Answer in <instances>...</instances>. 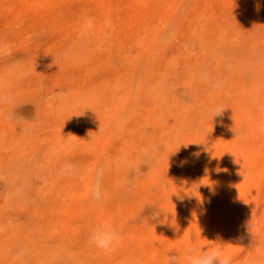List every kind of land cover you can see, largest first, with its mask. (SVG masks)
<instances>
[{
  "label": "rangeland",
  "instance_id": "374dc122",
  "mask_svg": "<svg viewBox=\"0 0 264 264\" xmlns=\"http://www.w3.org/2000/svg\"><path fill=\"white\" fill-rule=\"evenodd\" d=\"M252 38L264 43V0H0V264L49 249L88 255L91 264L129 255L135 264H168L171 255L185 264L188 250L209 247L226 249L232 264H264V148L235 165L219 143L224 123L202 120L204 142L189 154L194 171L177 161L159 172L147 166L143 179L114 187L116 157L149 138L173 161L169 121L182 102L192 104L190 117L207 106L208 77L225 72L206 45L229 52ZM201 66L207 78L188 72ZM230 76L216 93L228 113L250 95ZM148 81L172 94L166 109H157ZM104 87L126 91L125 106L95 99ZM246 105L261 130L250 137L257 145L264 99ZM83 170L103 192L84 191ZM149 206L155 219L144 217ZM105 221L123 231L109 252L89 243Z\"/></svg>",
  "mask_w": 264,
  "mask_h": 264
},
{
  "label": "bare ground",
  "instance_id": "6f19581e",
  "mask_svg": "<svg viewBox=\"0 0 264 264\" xmlns=\"http://www.w3.org/2000/svg\"><path fill=\"white\" fill-rule=\"evenodd\" d=\"M218 38H220V36ZM196 43H198L196 44L197 47H202L201 46L202 44H200L199 41H197ZM212 44L211 43L207 44L206 46H209V45L211 46L206 47V48H209L208 50L210 51V56L220 61L224 65L223 68L225 67L224 69L225 72L221 74L217 73L216 75L209 76L210 75V74L208 75L209 72L206 71L207 68H204L202 66L195 71L194 70L191 71L192 69L188 70V72L190 71L191 73L196 74L199 78H207L209 76L208 77L209 83H207L206 95L212 98L210 100V103L207 106L200 107L199 112L193 117L188 116L189 114L187 111L190 108V106H192V104L188 102L186 103L182 102L180 106L182 109V114L172 118L171 121H169L170 125L167 130L166 136H169L168 137L169 142L173 143V147H174L173 161L166 160L162 151L157 146L158 144H156L157 139H155L154 137L147 139V141L144 143H141L138 149H136V152H134V154L132 153L133 155L127 152H122V153L120 152L121 154H119V156L116 157L115 159L117 163L119 162L120 164V169L115 174V177H116L115 178L116 180L114 181L115 182L114 187L116 188L115 191L118 190L117 188L121 187V185L125 184L126 186V184L129 185L130 183H132V181H134L135 183L138 180H140V178L143 179L141 173H142L143 168L147 166H148L147 168H150L152 172H159V171H162L163 169H167V170L172 169L174 162L177 161V162H180V164L182 163V165H184V170L186 173L194 171L195 169L192 170L193 169L192 164H190L191 160L189 158V154L191 153L193 149L192 146L196 145L199 142L200 143L204 142V137L202 134L204 131V125L202 124V120L206 118H210L212 123H214V125L218 123H224L223 124V141L219 143H224L226 147L231 148L229 149V153L231 150V153L232 155H234L235 159L232 158L233 156L230 158L233 159L232 161L235 165L239 166L241 164L243 165L246 164L244 163V161L240 162L237 160L238 158L241 159L243 156L244 157L246 155L248 156L249 152H250V155L252 156V159H256L258 153L261 151V148H264V142H261L255 145L250 140L251 136H253L254 138L255 136H258V135L261 136V130L258 125H253L251 123V120L248 118V116H251V115H249V111L246 107L247 103H253L255 101L264 99V43L256 40L255 38L247 39L237 45H234L229 52H228L229 49L227 50L225 49L226 50L225 51L224 46L220 43L213 44V45ZM227 74H231L232 77L234 76L233 79H235L237 82V86L233 85V84H236L235 82H233V84L230 83V85L232 84V86L233 87L235 86V88L237 87L238 90H242L243 92H249L250 94L247 100L244 99L242 101H238L236 105L231 107L229 109L230 110L229 113L228 111L225 112L227 108L225 105L227 102L224 104L223 102L225 101L222 102L220 99H218L220 97H217L216 95L217 92H220L222 91V89L225 88V87L223 88L222 86L223 83H221L220 81L223 75H227ZM232 77L230 76V78ZM233 79L231 81H233ZM146 80H148V78H146ZM183 82H186V80H183ZM154 84L155 83H152L149 81L148 83H144L145 87L148 89L147 90L148 93L154 96L153 98L155 102L154 101L153 102L157 105L158 107L157 109H159V107L161 108V110H162V107L166 109L168 101L172 99V94L165 90L163 91H161V89L158 90L156 87L157 84L156 85ZM104 88L102 89L100 88L98 92L95 91L96 93L94 94L96 95L92 94L94 95L95 99L103 97L104 99L108 100L109 102H112L113 104L116 103L119 107L125 106L124 104H125V101L127 100L126 98H128V94L126 91L119 92L116 89L111 88V87L105 88V89ZM217 106L223 107L225 110L223 111L222 115L213 118V115L211 113H212V110ZM157 112L159 111L157 110ZM157 112L155 113L157 114ZM118 124L116 125V128H118ZM189 132H194V135L188 141L189 142L187 144L188 146L182 147V143H183L182 140L184 136H186ZM219 143H216V144H219ZM256 146L258 147V149H255V150L251 149L252 147H256ZM249 159H251V157ZM252 159L251 161H253ZM117 165L118 164H116V166ZM145 170L148 171V169H145ZM236 170L237 169H235L234 171ZM240 171H241V168L239 172ZM86 173H84V170H83L82 174L80 175L81 180L84 185L83 187L84 191L93 193V192H96L99 188L101 189L100 186L102 185L100 184L99 186V184H97V180L95 179V176L92 178H89V176ZM148 173L151 174V172L149 171ZM152 176L150 175V178ZM16 187H14V189H16ZM19 187H20L19 189L24 188V186L20 184H19ZM19 189L18 191H21ZM102 190H104V188H102L101 191ZM18 191H15V192H18ZM21 192H23V190ZM123 193L124 194L126 193L125 195H122L125 197L128 192L126 191L118 192L119 195ZM95 194L96 193H94V195ZM81 195L82 194H80V196ZM157 212H158L157 209H155L153 206L151 207L149 206V208L144 212L145 213L144 217L146 216L147 219L148 218L155 219L157 216L154 217L153 214ZM49 251L47 250L46 254H43L42 256L36 255L31 260H25V262L22 264H42V263L55 264L54 260L56 261L57 258H62L61 260L63 264H91L93 263L91 262L92 260L88 257V255L86 256L85 254L82 255L80 253H70L64 256H60V255L58 256V254H56L57 255L56 256L55 252L52 253V249H51V252ZM0 259H3L2 256H0ZM135 260L136 259H134V257L130 255L124 256L122 258H119V260L115 264H135Z\"/></svg>",
  "mask_w": 264,
  "mask_h": 264
},
{
  "label": "clouds",
  "instance_id": "9594fccd",
  "mask_svg": "<svg viewBox=\"0 0 264 264\" xmlns=\"http://www.w3.org/2000/svg\"><path fill=\"white\" fill-rule=\"evenodd\" d=\"M225 109L217 106L212 110L213 118L222 115ZM154 213L153 216H158ZM123 241V231L115 223L105 221L95 227L90 235L89 243L96 249L109 252ZM178 257L171 255L168 264H178ZM185 264H232V258L223 247H209L203 251L188 250L185 254Z\"/></svg>",
  "mask_w": 264,
  "mask_h": 264
}]
</instances>
